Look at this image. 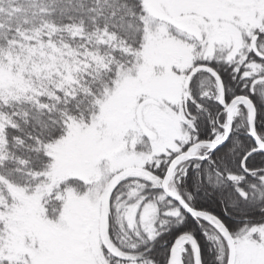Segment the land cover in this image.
<instances>
[{"label":"snow or ice","instance_id":"6c2138e0","mask_svg":"<svg viewBox=\"0 0 264 264\" xmlns=\"http://www.w3.org/2000/svg\"><path fill=\"white\" fill-rule=\"evenodd\" d=\"M0 264H264V0H0Z\"/></svg>","mask_w":264,"mask_h":264}]
</instances>
